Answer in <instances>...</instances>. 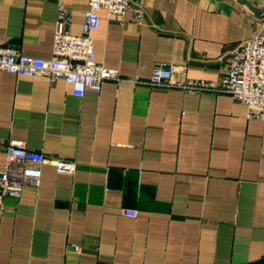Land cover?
Returning <instances> with one entry per match:
<instances>
[{
	"label": "crops",
	"instance_id": "1",
	"mask_svg": "<svg viewBox=\"0 0 264 264\" xmlns=\"http://www.w3.org/2000/svg\"><path fill=\"white\" fill-rule=\"evenodd\" d=\"M131 0L99 10L95 59L124 81L82 97L62 77L0 71V170L12 139L72 174L41 167L38 187L0 201V264H264V115L228 93L131 81L161 61L217 80L250 38L264 0ZM59 3L81 33L89 0H0V47L52 54ZM136 8L141 10L138 15Z\"/></svg>",
	"mask_w": 264,
	"mask_h": 264
},
{
	"label": "built area",
	"instance_id": "2",
	"mask_svg": "<svg viewBox=\"0 0 264 264\" xmlns=\"http://www.w3.org/2000/svg\"><path fill=\"white\" fill-rule=\"evenodd\" d=\"M131 0H89L84 13L81 33L71 34L62 25L71 22L70 13L61 3L58 6L52 54L49 58L26 56L16 45L0 47V71L15 75H43L51 80L64 78L72 86L73 94L82 97L87 89L99 90L105 81H124L115 69L97 62L92 32L99 25L98 12L104 9L109 19H124ZM138 15L141 10L135 9ZM185 73L184 65L161 61L154 65L147 79L135 77L133 82L150 86L175 87L186 92H224L246 105L248 118L264 115V16L252 36L231 51L227 73L217 80L178 79ZM5 163L0 170V201L3 197L19 198L25 186L38 187L41 167L51 162L58 173L72 174L75 161L49 159L43 153L30 150L21 140L12 139L4 146Z\"/></svg>",
	"mask_w": 264,
	"mask_h": 264
},
{
	"label": "water",
	"instance_id": "3",
	"mask_svg": "<svg viewBox=\"0 0 264 264\" xmlns=\"http://www.w3.org/2000/svg\"><path fill=\"white\" fill-rule=\"evenodd\" d=\"M240 2L246 4L255 14H259V10L255 9L254 7H252L248 2H246L245 0H239ZM264 14H262L263 16Z\"/></svg>",
	"mask_w": 264,
	"mask_h": 264
}]
</instances>
